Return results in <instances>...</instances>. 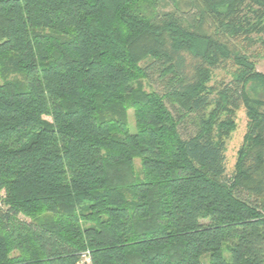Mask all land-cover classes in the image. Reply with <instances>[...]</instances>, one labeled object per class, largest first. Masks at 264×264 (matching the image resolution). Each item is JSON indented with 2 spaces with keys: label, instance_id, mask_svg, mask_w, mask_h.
Wrapping results in <instances>:
<instances>
[{
  "label": "trees",
  "instance_id": "trees-1",
  "mask_svg": "<svg viewBox=\"0 0 264 264\" xmlns=\"http://www.w3.org/2000/svg\"><path fill=\"white\" fill-rule=\"evenodd\" d=\"M261 48L264 0H0V264H264Z\"/></svg>",
  "mask_w": 264,
  "mask_h": 264
},
{
  "label": "rangeland",
  "instance_id": "rangeland-1",
  "mask_svg": "<svg viewBox=\"0 0 264 264\" xmlns=\"http://www.w3.org/2000/svg\"><path fill=\"white\" fill-rule=\"evenodd\" d=\"M177 5L182 11H188L189 9L188 7H185V2L183 1L179 2ZM254 51L258 54V58L255 60L256 70L264 74V48L257 49ZM232 72L233 70L228 68L215 71L212 77V81L209 85L217 87L220 86L221 83L226 84L231 79ZM10 79H13V76L10 77ZM1 82H2V78L0 73V83ZM143 88L146 92L151 91V87H149L145 82H143ZM155 90L158 91L156 86H155ZM249 97L251 98V100H254V97H256L258 98V100L264 102V98H263L264 96H262V94L259 93L258 91H256L255 93L254 91H250ZM262 109L264 110V106ZM127 120L130 130L133 131L135 129V122L131 110L127 112ZM234 122H235V127L231 132V134L229 135V137L225 140V159H226L225 166H226V173L228 175H230L234 170L239 149L243 144L244 137L247 133V118L245 114V109L242 105L239 106V108L235 112ZM139 167H140V162L138 160H135L136 172L139 171ZM201 260L203 264H209V260L207 256L203 257ZM80 264H89V262L85 258H82L80 260Z\"/></svg>",
  "mask_w": 264,
  "mask_h": 264
}]
</instances>
